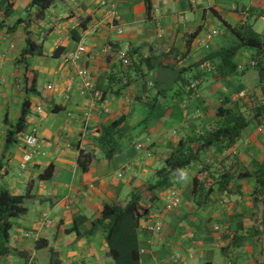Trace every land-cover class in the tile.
Segmentation results:
<instances>
[{
    "label": "crops",
    "instance_id": "0c3cea01",
    "mask_svg": "<svg viewBox=\"0 0 264 264\" xmlns=\"http://www.w3.org/2000/svg\"><path fill=\"white\" fill-rule=\"evenodd\" d=\"M30 1L0 0V185L14 195L31 196L23 201L27 213L12 218L11 251L0 264H114L104 228L92 227L91 221L104 205L123 204L134 187L141 189L140 264H264V192L254 193L253 177L233 183L235 190H214L202 205L191 196L192 178L203 164L216 166L226 157H235L243 171L251 169L253 160L261 161L264 123L250 124L232 147L215 144L204 150L200 162L185 169L187 179L174 178L166 188L146 189L181 137L208 132L219 122L218 106L209 109L203 95L190 97L180 91L175 82L179 69L234 43L225 23L235 26L248 21L264 34V0H150L149 14L145 0H55L39 19L30 10L29 31L41 44L42 54L20 61L23 24L13 27L28 16ZM7 8L12 9L10 15L5 14ZM110 11L120 15L121 33L111 27ZM198 28L185 60L175 63L169 56L162 61L159 54L170 48L186 52V35ZM79 44L86 52L73 64L68 55ZM58 47V56H52ZM136 47L162 64L142 77H133L126 86L117 75L109 84V75L125 68L120 54ZM251 54L250 49L240 50L235 58L238 71L248 67ZM80 69L89 85L100 91L99 99L84 86ZM248 72L256 83L253 67ZM245 78L246 74H234L218 80L208 91L211 97L220 93L224 99ZM206 84L204 80L202 86ZM24 97L31 102L26 128L6 147L8 124L17 121ZM154 98L165 106L176 104L180 111L169 109L141 132L139 123ZM36 107L42 108L41 114L35 112ZM116 120H120L117 130L122 133L123 151L107 159L96 138L102 126ZM31 128L45 144L42 153L20 169L27 150L23 139ZM137 144L142 145L140 150ZM80 149L94 155L85 171L77 164ZM49 165L54 168L51 178L41 180L39 175ZM173 191L178 192L180 205L158 216L163 196ZM157 216L160 227L151 229Z\"/></svg>",
    "mask_w": 264,
    "mask_h": 264
},
{
    "label": "trees",
    "instance_id": "16d2710c",
    "mask_svg": "<svg viewBox=\"0 0 264 264\" xmlns=\"http://www.w3.org/2000/svg\"><path fill=\"white\" fill-rule=\"evenodd\" d=\"M55 0H31L28 6V16L25 19H19L16 22V28L23 24L24 46L20 52V61L27 56L41 55L42 46L37 43L29 31L30 10L34 9L33 18L39 19L43 13L54 3ZM147 13H150V0H145ZM12 13L11 8L5 10L6 15ZM217 16V14L215 13ZM219 17V16H217ZM225 23V22H224ZM236 41L219 49L212 50L202 56L195 62L187 64L179 69L175 79L180 91L187 96L193 95L195 89L191 87L192 83L199 85L203 80L212 78L215 81L227 79L238 71L235 62L236 56L240 50L247 48L252 50L250 55L251 65L256 72V89L258 96L247 97L244 103L248 114L232 107H225L228 98H225L221 105L216 109V117L219 122L208 132H194L192 135L181 137L177 147L169 152L164 159L161 167L156 169L148 182L146 189L166 188L171 185L174 178L179 179L178 169H187L193 164L200 162L201 153L215 144H222L224 147L234 146L242 136V132L250 124L254 123L260 126L264 123V34L257 32L251 23L242 21L235 26L225 23ZM74 31L72 30V36ZM199 33V28L186 35V52L180 53L175 48H170L166 52L159 54L162 61L172 56L175 63L185 60L191 49V43ZM75 38V36H74ZM78 40V38H75ZM60 48H56L52 56L57 57ZM127 64L125 68L118 70L108 77L109 84L117 78L124 80V86L128 85L133 77H142L146 72L154 69L162 62L156 61V57L149 53L144 56L139 52V47L132 48L126 52ZM170 68H176L169 66ZM179 91V92H180ZM113 93L117 94L118 91ZM160 93H164L163 91ZM248 99V100H247ZM147 116L139 123L141 132H146L152 121H159L167 111H180L176 104L165 106L161 100L154 98L148 105ZM31 112V102L29 98L24 97L15 123H9L6 132V147L16 141L17 136L24 132L26 128L27 116ZM179 113V112H178ZM180 116V115H179ZM120 120L111 122L102 126L99 137L96 138V144L104 156L109 159L113 155L121 153L123 146L121 144L122 133L117 130ZM227 158V157H226ZM94 159L90 152L80 149L77 164L83 170H87ZM222 162V161H221ZM3 163L0 160V169ZM251 169L240 170L241 165L237 158H232L227 166L214 170L211 165L203 164L198 174L192 178L191 196L197 205L205 203L207 198L214 192H229L237 187L233 185L236 181L248 177H253L256 181L254 193L263 195L264 192V158L261 161L253 160ZM53 166H47L39 175L41 180H48L53 174ZM208 177L212 179L209 181ZM29 194L14 195L7 188L0 185V259L10 253L9 239L12 228V218L23 216L27 213V208L23 201L29 198ZM141 199V189L134 187L130 190L128 199L122 204L114 202L104 205L100 215L91 221L92 227L101 226L104 228V239L108 245V254L114 264H140L138 247V227L139 214L138 203ZM72 230H74L72 228ZM40 246L39 244L37 245Z\"/></svg>",
    "mask_w": 264,
    "mask_h": 264
},
{
    "label": "built area",
    "instance_id": "2783aa9c",
    "mask_svg": "<svg viewBox=\"0 0 264 264\" xmlns=\"http://www.w3.org/2000/svg\"><path fill=\"white\" fill-rule=\"evenodd\" d=\"M105 4V2H103ZM110 25L112 28H114L117 33L122 32L121 28V17L118 13L115 11H110ZM86 52V48L83 44H79L76 48V50L68 55L69 62L75 64L81 57L83 53ZM120 58L122 61L127 64V59H126V52H122L120 54ZM79 76L82 78L83 84L85 87L89 88L90 91L93 94V97L95 98H100L101 93L100 91L94 89L91 87L87 81V75L84 70H79L78 71ZM49 88H51V85H48ZM193 87V85H191ZM242 93H239L238 95H241ZM36 113L41 114L42 113V108L41 107H36L35 110ZM24 146L27 148V150L23 153L19 167L20 169H25L26 166L33 160V157L36 154L42 153V147L45 144V141L42 138H39L36 134V129L31 128L30 131L24 136L23 139ZM136 148L140 150L142 148L141 144H137ZM162 204L157 208L156 214L160 216V214H163L164 212H169L174 210L180 205V197L177 191H173L171 193H168L163 196L162 199ZM157 216V222L154 226L151 227V229H158L160 227V222H159V217ZM44 221L47 224H50L51 220L47 217L44 216ZM214 230H219V227L216 225L213 227Z\"/></svg>",
    "mask_w": 264,
    "mask_h": 264
},
{
    "label": "rangeland",
    "instance_id": "374dc122",
    "mask_svg": "<svg viewBox=\"0 0 264 264\" xmlns=\"http://www.w3.org/2000/svg\"><path fill=\"white\" fill-rule=\"evenodd\" d=\"M251 67H252V65H251V62H250L248 67L243 68L240 71H237L236 75H238L239 73H241L243 75L246 74V78H245L243 83H241V81L238 80L237 81V84H238L237 87L238 88L235 89L234 88L235 86L232 87L231 91H229L227 96H224V99L228 98V103L225 105V107H232L234 109L243 111L245 114H248V111L246 109H244L245 108L244 103L246 101V94H247V97L248 96L249 97H252V96L253 97L254 96L257 97L258 94H259V91H257V89H256V83L252 79V76L250 75L251 73L248 72L249 68H251ZM232 80H234V79H232ZM203 81H202V83H203ZM207 82H208V84L203 85L204 87L202 86V83H200L199 85H196V83H192V85H193L192 88L195 89V93L193 95H190V97H195L197 95H200V96L203 95V98L204 99L206 98L208 100L207 107L209 109H215L217 106L221 105V102L224 99L222 98V95L220 93H219L218 97H216V96L211 97L212 94L210 93V91H208L209 90L208 88L211 87L212 85H215V83L217 81L213 80L212 78H210V79L208 78ZM211 92H213V93L216 92V89H213V91H211ZM239 93H242V94L238 95ZM198 99H196L197 102H198ZM183 105L184 106L182 108L186 109L185 102H184ZM217 123L214 122V125H216ZM252 124H254V123H252ZM231 160H232V158L227 157L224 160H222V162L216 164V166L212 165V164H209V165H211L214 170H217V169H221L222 166H227L230 163Z\"/></svg>",
    "mask_w": 264,
    "mask_h": 264
},
{
    "label": "clouds",
    "instance_id": "9594fccd",
    "mask_svg": "<svg viewBox=\"0 0 264 264\" xmlns=\"http://www.w3.org/2000/svg\"><path fill=\"white\" fill-rule=\"evenodd\" d=\"M177 171L179 173V179H181V180L187 179V173L185 170L178 169Z\"/></svg>",
    "mask_w": 264,
    "mask_h": 264
}]
</instances>
